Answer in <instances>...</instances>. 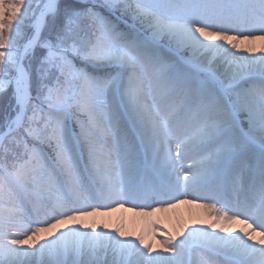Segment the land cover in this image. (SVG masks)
Returning <instances> with one entry per match:
<instances>
[{
  "label": "snow or ice",
  "instance_id": "6c2138e0",
  "mask_svg": "<svg viewBox=\"0 0 264 264\" xmlns=\"http://www.w3.org/2000/svg\"><path fill=\"white\" fill-rule=\"evenodd\" d=\"M0 264H264V0H0Z\"/></svg>",
  "mask_w": 264,
  "mask_h": 264
},
{
  "label": "bare ground",
  "instance_id": "6f19581e",
  "mask_svg": "<svg viewBox=\"0 0 264 264\" xmlns=\"http://www.w3.org/2000/svg\"><path fill=\"white\" fill-rule=\"evenodd\" d=\"M241 47H252L258 50L261 47V42L255 41L250 45H241ZM127 207L128 206H126V208L124 209L117 208L114 211L103 215L86 217L81 222H94L98 226H102L103 228L108 230L120 228L129 236H132L133 228L143 223L144 215L129 211L127 210ZM153 216L155 220H163V230H161L160 232L161 236H163L165 232L169 234H176L175 232H179L180 229L184 226L190 227L197 224L206 226L207 223L211 222V217L207 215V210L197 206V204L192 203H180L175 207L174 210H167L162 213L157 212ZM147 217V219H150V222L152 223V216ZM234 227L240 228L243 226L240 224H236L234 225ZM153 243H155L154 240Z\"/></svg>",
  "mask_w": 264,
  "mask_h": 264
},
{
  "label": "rangeland",
  "instance_id": "374dc122",
  "mask_svg": "<svg viewBox=\"0 0 264 264\" xmlns=\"http://www.w3.org/2000/svg\"><path fill=\"white\" fill-rule=\"evenodd\" d=\"M160 213H162V212H160ZM153 215H155V214H153ZM153 215H152V218H153L152 223L150 222V219H147L148 218L147 216H144L143 223L140 224V225H138V226H136L135 228H133V230H132V236L131 237L134 238L137 235H144L146 239L152 240V242H153V239H152V232H153L152 225L153 224H155L157 226V230L155 232V236L156 237L161 236V233L160 232H161V230H163L162 229V222H163V220H160V221L155 220V218H154ZM175 233H178V232H175Z\"/></svg>",
  "mask_w": 264,
  "mask_h": 264
}]
</instances>
